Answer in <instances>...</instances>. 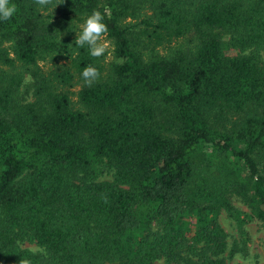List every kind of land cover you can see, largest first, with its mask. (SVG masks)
I'll use <instances>...</instances> for the list:
<instances>
[{
    "label": "trees",
    "instance_id": "obj_1",
    "mask_svg": "<svg viewBox=\"0 0 264 264\" xmlns=\"http://www.w3.org/2000/svg\"><path fill=\"white\" fill-rule=\"evenodd\" d=\"M11 3L0 264L245 259V225L264 228V0ZM94 9L113 46L107 73L74 42ZM89 64L101 73L90 87ZM222 212L237 226L231 243Z\"/></svg>",
    "mask_w": 264,
    "mask_h": 264
},
{
    "label": "clouds",
    "instance_id": "obj_2",
    "mask_svg": "<svg viewBox=\"0 0 264 264\" xmlns=\"http://www.w3.org/2000/svg\"><path fill=\"white\" fill-rule=\"evenodd\" d=\"M34 3L40 6V8H43L51 4L52 0H34ZM16 12L17 7L14 3H11V0H0V20L8 21ZM103 20L104 16L101 11L94 9L80 26V32L78 34L76 33L74 42L77 47L82 48L87 46L89 55L93 58L104 56L110 47V42L107 40L108 28ZM81 76L84 85L90 87L100 78L101 73L95 66L89 64L83 68ZM20 264H30V261L22 260Z\"/></svg>",
    "mask_w": 264,
    "mask_h": 264
},
{
    "label": "rangeland",
    "instance_id": "obj_3",
    "mask_svg": "<svg viewBox=\"0 0 264 264\" xmlns=\"http://www.w3.org/2000/svg\"><path fill=\"white\" fill-rule=\"evenodd\" d=\"M110 47L108 52L104 55L99 57L104 63V73L109 72L110 64L113 61V46L109 39ZM51 67V64H47V68ZM31 82H27L25 85H30ZM78 86L74 85L70 88L72 93L70 96L75 99V94L78 90ZM234 204L242 209H245L243 204L240 202L238 198L234 199ZM219 222L223 227L224 231L227 233L228 242L231 243L234 238L238 235L237 226L235 222L229 218L225 212H222L219 215ZM245 230L247 232V241H246V258L241 259L239 257L235 258L234 260L230 261L228 264H235L237 262H243L244 264H264V228L262 225L257 222L253 221L245 225ZM24 248H30L32 250H36L38 247L35 243L32 242H24ZM239 256V255H238Z\"/></svg>",
    "mask_w": 264,
    "mask_h": 264
}]
</instances>
